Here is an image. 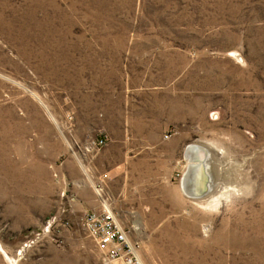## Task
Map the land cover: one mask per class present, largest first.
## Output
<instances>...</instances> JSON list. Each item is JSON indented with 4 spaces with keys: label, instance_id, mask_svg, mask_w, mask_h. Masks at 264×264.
Instances as JSON below:
<instances>
[{
    "label": "rangeland",
    "instance_id": "obj_1",
    "mask_svg": "<svg viewBox=\"0 0 264 264\" xmlns=\"http://www.w3.org/2000/svg\"><path fill=\"white\" fill-rule=\"evenodd\" d=\"M126 150L143 264H264V0H0V264H102L71 200Z\"/></svg>",
    "mask_w": 264,
    "mask_h": 264
},
{
    "label": "crops",
    "instance_id": "obj_2",
    "mask_svg": "<svg viewBox=\"0 0 264 264\" xmlns=\"http://www.w3.org/2000/svg\"><path fill=\"white\" fill-rule=\"evenodd\" d=\"M123 134L126 135L127 132L125 131ZM122 145L127 147L128 142L124 141ZM124 157H125L124 161H119L118 165L115 163L114 159L112 160V164L109 165V168L107 170V174L109 175V180L107 181V187L109 193L113 198L111 209L118 217L117 219L119 220V222L124 227H126L128 221L125 219V216L122 214L121 210L125 209V207H131V205L130 202L127 200L128 197L126 195H123L121 197V195L119 196V194L128 193L131 190H133V188L131 186V182L127 179V176L129 175L128 174L129 170L127 168V160L131 159V156H129L127 150L124 153ZM137 187L138 186H136V188ZM89 188H87V186L85 185H79L77 182V185L74 188L75 198L71 200V207L75 213L78 212L86 213L87 211L93 212L98 210L99 205L97 199L94 196L92 189ZM126 203H128V205ZM63 241L69 244L70 245L69 247L73 249L74 248L80 249V247L82 248L85 246L84 243L82 242L80 243L79 241L75 242V241L65 240L64 236H63ZM37 248L38 247L31 249L28 253L33 254L34 250L38 251ZM40 248L41 249L39 250V255L37 256V259H40L43 264H69L67 246L60 247V246H54L50 243H46L43 244Z\"/></svg>",
    "mask_w": 264,
    "mask_h": 264
},
{
    "label": "built area",
    "instance_id": "obj_3",
    "mask_svg": "<svg viewBox=\"0 0 264 264\" xmlns=\"http://www.w3.org/2000/svg\"><path fill=\"white\" fill-rule=\"evenodd\" d=\"M104 145L105 138L90 142L87 152ZM95 193L101 199L103 209L84 213L81 226L101 252L102 264H143L137 254V244L129 241L127 228L119 222L110 208L109 197H105L100 187H96ZM28 246L30 243H25L24 247Z\"/></svg>",
    "mask_w": 264,
    "mask_h": 264
},
{
    "label": "bare ground",
    "instance_id": "obj_4",
    "mask_svg": "<svg viewBox=\"0 0 264 264\" xmlns=\"http://www.w3.org/2000/svg\"><path fill=\"white\" fill-rule=\"evenodd\" d=\"M188 148V147H187ZM186 148V149H187ZM189 149V148H188ZM190 150V149H189ZM191 150H192V148H191ZM194 152H195V150H194ZM190 154H191V152H190ZM193 154V153H192ZM202 154H203V152L202 151H198V152H196L195 154H193L192 155V159L193 160H195V162L197 161L198 162V164L200 163L199 161H201V163L203 164V176H204V172L206 173V171H205V169L204 168H206L205 167V164H204V161H205V159L204 160H202L203 159V157H205L204 155L202 156ZM185 156H186V154H185ZM189 157V156H188ZM195 158V159H194ZM191 159V160H192ZM190 161V160H189ZM188 161V162H189ZM203 161V162H202ZM198 166V165H197ZM190 172H188V173H186V174H188L187 175V178H186V180L188 181V178L191 176V178H193V180H192V183H191V185H192V188L190 189V190H192V194L194 195V193L196 192V190H197V183L198 182H196V180H199L198 179V177H197V173L199 174V171H198V168L197 169H192V170H189ZM195 172V174H193ZM207 175V174H206ZM191 180H190V182H191ZM184 182V181H183ZM186 182V181H185ZM208 182V181H207ZM187 184V186H188V183H186ZM181 187H182V185H181ZM208 187V185H206V188ZM183 188V187H182ZM184 189V188H183ZM184 191V190H183ZM185 191H186V189H185ZM184 191V192H185ZM209 191H208V188H207V192L206 193H208ZM185 194H187L189 197H192L190 194H188V193H186L185 192ZM205 195V194H204ZM204 195H202V196H200V197H198V198H201V197H203ZM193 198H195V197H193ZM12 264H15V260L13 261L12 260Z\"/></svg>",
    "mask_w": 264,
    "mask_h": 264
},
{
    "label": "water",
    "instance_id": "obj_5",
    "mask_svg": "<svg viewBox=\"0 0 264 264\" xmlns=\"http://www.w3.org/2000/svg\"><path fill=\"white\" fill-rule=\"evenodd\" d=\"M203 155H205V153H203L202 156ZM204 159H205V157H203L202 160H204ZM202 168H203V164L200 165L199 170H198L200 172V176L201 177H200L199 180H196V182H198V183H197V186H196L197 190H196V192L193 195V197H195V198H198V197L206 194V192H207L206 185H207L208 177L205 174V172H204V176H203Z\"/></svg>",
    "mask_w": 264,
    "mask_h": 264
}]
</instances>
